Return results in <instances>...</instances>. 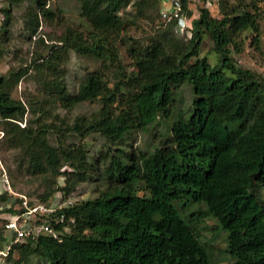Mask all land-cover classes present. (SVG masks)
I'll use <instances>...</instances> for the list:
<instances>
[{
  "label": "trees",
  "instance_id": "16d2710c",
  "mask_svg": "<svg viewBox=\"0 0 264 264\" xmlns=\"http://www.w3.org/2000/svg\"><path fill=\"white\" fill-rule=\"evenodd\" d=\"M5 1L0 64L12 41V8L26 0ZM79 1L82 22L66 26L34 60L37 87L26 101L14 92L30 69L0 71V146L15 153L21 171L45 180L47 191L31 204L48 203L57 192L73 198L87 182L98 183V196L58 212L66 216L53 223L60 240L42 235L17 244L7 264H209L199 216L218 221L235 264H264V76L233 58L244 53L249 31L261 52L260 0H218V16L206 6L210 0H202L191 38L180 35L173 20L149 44L131 46L130 74L118 47L127 26L120 13L134 6L142 17L149 1ZM182 1L192 16L188 0ZM34 2L24 17L31 38L43 23L62 21L51 0ZM154 3L161 14L162 2ZM205 38L215 64L201 54ZM71 52L100 63L75 93L68 84ZM185 84L193 94L191 109L169 124ZM86 103L98 109L73 121L61 114ZM160 123L167 124L160 146L150 152L130 146L136 133ZM95 134L105 143L91 156L81 140ZM9 199L0 195V204ZM16 212L0 209L1 248L4 217Z\"/></svg>",
  "mask_w": 264,
  "mask_h": 264
},
{
  "label": "rangeland",
  "instance_id": "374dc122",
  "mask_svg": "<svg viewBox=\"0 0 264 264\" xmlns=\"http://www.w3.org/2000/svg\"><path fill=\"white\" fill-rule=\"evenodd\" d=\"M138 1V0H134ZM149 6L143 9L144 16L139 15L138 8L129 6L121 11V15L125 21L126 29L122 38L118 42L120 57L122 64L127 74L134 71L133 59L129 53L132 45L149 44L150 37L157 34V31L162 28L169 27V22L162 19L161 14L158 12V7L154 0H148ZM218 2V0H212ZM194 3V8L197 10L202 8V0H191ZM260 4L264 10V0H260ZM34 0H26L18 6L12 8L13 22L11 28V38L9 53L4 59L1 60L0 71L5 74L10 68H29L28 75L22 80L14 92V97L17 99L25 100L26 96L33 94L36 91V83L32 81L34 75L33 64L34 60L40 55L47 54V46L53 44L52 40H56L61 36L63 29L66 26H78L82 22L80 18L81 4L79 0H51L50 6L53 11L58 14V20L61 22L56 23L54 26H49L43 23L39 34L30 37L29 32L24 29V17L30 7H34ZM155 6V7H154ZM0 7L8 8V3L5 0H0ZM193 9V13H197ZM214 16H218L217 5L212 8ZM60 23L62 24L60 26ZM251 31L245 34V47L244 53H233L234 61L238 66L246 69H251L264 76V21L262 22V34L260 38L261 52L257 51L251 45ZM44 40L43 42L41 40ZM212 44L208 38L202 46L201 54L207 56L209 61L213 64L217 62V55L211 53ZM100 67V63L89 56H80L75 52L70 53V60L67 64L68 70V84L71 93H75L82 79L87 73L95 71ZM193 94L189 85L185 84L175 97L173 108V115L169 124L180 117V114L191 109ZM98 109V104L86 103L79 108L68 112L62 111V116H66L69 120L73 121L80 115H90ZM186 115V114H184ZM25 124V123H24ZM23 124V125H24ZM167 134V124L160 123L150 127L147 132H138L130 142V146L135 150L153 151L156 147L160 146ZM75 139L74 137H72ZM73 139H70L72 141ZM55 142V137L51 138ZM69 141V142H70ZM87 145L91 156H97L99 150L104 145V139L99 135H91L85 140H81ZM1 144V142H0ZM15 153L8 151L4 145L0 146V176L4 171L9 177L12 190L15 194L25 195L30 200L40 199L39 195L47 191L45 180L41 177H33L27 172L21 171L14 161ZM2 168V169H1ZM63 178V177H62ZM61 178V180H62ZM99 186L95 182L83 183L77 190L75 196L71 198L73 201H84L94 199L98 196ZM61 192H57L56 197H52L51 202L59 199ZM201 240L204 244L209 246V264H235L236 260L228 251L227 235L220 227L218 221L214 218H203L199 216Z\"/></svg>",
  "mask_w": 264,
  "mask_h": 264
},
{
  "label": "built area",
  "instance_id": "2783aa9c",
  "mask_svg": "<svg viewBox=\"0 0 264 264\" xmlns=\"http://www.w3.org/2000/svg\"><path fill=\"white\" fill-rule=\"evenodd\" d=\"M162 2L161 16L165 22L176 20L177 30L185 38L192 37V20L198 17V11L194 16H189L188 11L183 7L182 0H160ZM217 4L210 0L207 7L211 10ZM194 9V3L188 0V10ZM196 9V8H195ZM4 133L0 131V140ZM2 169V168H1ZM65 178H62L64 181ZM9 194L10 199L6 204H0V209L5 210L13 207L17 210L14 214H8L4 218V237L6 238L3 247H0V264H7L8 257L13 248L20 243H26L29 240H36L42 235L52 236L61 239L59 233L53 227V223L61 224L66 222L65 214H58L75 205L71 198H64L60 195L55 202L34 203L25 195L15 194L12 190L9 177L2 171L0 176V195ZM56 197V196H55ZM66 229H68L66 227Z\"/></svg>",
  "mask_w": 264,
  "mask_h": 264
},
{
  "label": "crops",
  "instance_id": "0c3cea01",
  "mask_svg": "<svg viewBox=\"0 0 264 264\" xmlns=\"http://www.w3.org/2000/svg\"><path fill=\"white\" fill-rule=\"evenodd\" d=\"M194 9H195V8H194ZM196 10H197V8H196ZM192 14H193V15L195 14V13H193V10H192ZM193 15H192V16H193Z\"/></svg>",
  "mask_w": 264,
  "mask_h": 264
}]
</instances>
